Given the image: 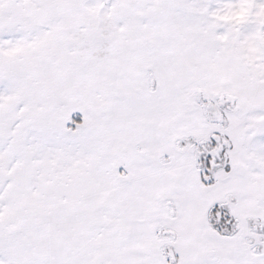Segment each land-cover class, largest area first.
<instances>
[{
    "label": "snow or ice",
    "instance_id": "snow-or-ice-1",
    "mask_svg": "<svg viewBox=\"0 0 264 264\" xmlns=\"http://www.w3.org/2000/svg\"><path fill=\"white\" fill-rule=\"evenodd\" d=\"M0 264H264V0H0Z\"/></svg>",
    "mask_w": 264,
    "mask_h": 264
}]
</instances>
